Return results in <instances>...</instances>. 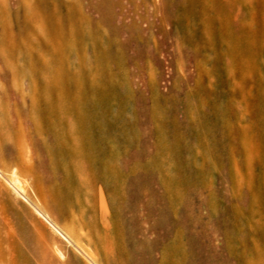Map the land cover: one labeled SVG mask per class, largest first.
Listing matches in <instances>:
<instances>
[{"label": "rangeland", "instance_id": "obj_1", "mask_svg": "<svg viewBox=\"0 0 264 264\" xmlns=\"http://www.w3.org/2000/svg\"><path fill=\"white\" fill-rule=\"evenodd\" d=\"M23 1L8 0L13 20L21 23L23 12L16 11ZM80 3L90 12L89 0ZM207 5L186 0L172 6L167 37L159 23L150 29L136 19L138 13L151 22L148 3L124 1L123 9H114L145 30L143 56L133 59L136 45L127 54L115 50L123 68L114 69L115 91L99 86L97 101L111 113L102 124L116 156L129 159L130 178L147 181L136 195L151 202L154 190L167 208H157L149 222L163 219L159 232H165L169 218L178 219L180 211L188 216L201 246L190 264H264V0H243L239 20L233 0L217 3L225 18ZM138 66L157 80L156 93L141 86ZM9 87L13 91L11 81ZM6 91L0 76V247L6 264H183L159 242V232L145 235L149 224L137 208L129 212L130 239L115 212L125 191L119 166L104 193L84 179L66 182L52 167L47 131L29 112L21 114ZM139 91L147 100L145 116L136 112L144 105Z\"/></svg>", "mask_w": 264, "mask_h": 264}, {"label": "bare ground", "instance_id": "obj_2", "mask_svg": "<svg viewBox=\"0 0 264 264\" xmlns=\"http://www.w3.org/2000/svg\"><path fill=\"white\" fill-rule=\"evenodd\" d=\"M124 1L133 3L135 0H119L118 3L115 0H89L90 12H86L80 0H26L17 5L16 16L23 12L25 18L21 23L13 20L8 0H0V76L7 88L8 101H12L21 114L29 112L38 126L47 131L52 167L61 170L66 182L84 179L99 186L104 193L108 189V181L119 172V167L126 174L124 199L115 212L125 220V228L133 240L134 233L128 229L131 222L129 212L137 208L136 211L143 213L149 224L145 231L148 236L162 231L163 219L152 224L149 218L157 208L163 209L164 206L161 196L154 190L149 191L151 202L145 194L143 197L136 195V188L147 181L140 176L141 180L137 178L136 181V177L135 181L132 180L128 171L129 159L116 156L111 145L113 139H109V129L102 124V118L111 114L110 109L97 101V96L101 97L99 86L103 83L111 88L109 90L115 91L110 82L114 69H122L124 61L116 57L115 50L127 54L136 45L138 49L133 59L140 61L143 56L144 42L141 39L145 30L131 14H116L114 10L116 7L123 9ZM185 1L142 0L151 7V22L138 13L135 16L150 29L159 23L158 29L167 37L170 33L165 26L172 18L171 7L178 9ZM218 1L208 0L207 7L214 16L225 18L226 12L217 5ZM233 1L239 8L234 14L239 20L244 15L240 12L243 0ZM124 35L127 36L122 39ZM97 51H101L102 55L99 56ZM137 69L143 71L141 66ZM9 81L14 84L13 91L10 90ZM22 81L25 86L21 89L19 84ZM140 84L152 93L158 91L157 80L147 79L144 71ZM136 95L144 103L136 112L145 116L147 100L140 91ZM1 99L4 98L0 96ZM115 99L108 102L109 107L114 105ZM143 144L149 145V137L144 139ZM46 166L43 165L45 169ZM20 187L17 188L22 191ZM188 192L187 196L192 195L193 190L188 189ZM137 200L140 201L138 206L135 204ZM179 216L178 219L169 218L168 230L159 232V242L168 247L183 264H190L189 259L197 258L196 249L201 246L197 241L198 233L191 229L186 213L180 211ZM175 229H180V236L173 238ZM146 242H150L149 239ZM7 256L0 247V264H6ZM193 264L200 263L195 261Z\"/></svg>", "mask_w": 264, "mask_h": 264}]
</instances>
